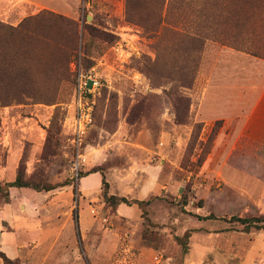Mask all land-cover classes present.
Segmentation results:
<instances>
[{
	"label": "rangeland",
	"instance_id": "374dc122",
	"mask_svg": "<svg viewBox=\"0 0 264 264\" xmlns=\"http://www.w3.org/2000/svg\"><path fill=\"white\" fill-rule=\"evenodd\" d=\"M212 1L198 52L175 1L0 0V22L30 19L33 38L0 37V184L20 167L56 186L0 197L1 251L20 264H264V230L235 219L264 216V0ZM75 65L102 80L80 141ZM103 177L132 202L108 204ZM134 200H150L146 214Z\"/></svg>",
	"mask_w": 264,
	"mask_h": 264
},
{
	"label": "trees",
	"instance_id": "16d2710c",
	"mask_svg": "<svg viewBox=\"0 0 264 264\" xmlns=\"http://www.w3.org/2000/svg\"><path fill=\"white\" fill-rule=\"evenodd\" d=\"M168 1V3L170 4L172 1H175V6L177 4V8L180 7V14H179V19H187V17H191L192 18V27L191 31L193 32V34H189L191 35L193 41L198 44L196 45V50L199 52L200 49H202V46L204 44L202 38V32L203 30H205L206 28V24L205 20H207V18L210 16V11H211V7L208 6V4L205 2H203V0L201 2H199L198 0H164V3L166 4ZM212 1V0H210ZM213 6L215 8H217V5H219L217 0L212 1ZM172 4V3H171ZM179 5V6H178ZM177 8L175 7V9L177 10ZM171 8L168 7L167 8V13L168 14L170 12ZM209 10V11H208ZM235 11V10H234ZM211 16H213V14H211ZM233 17H235V14L233 13L232 15ZM30 19H28L27 21H23L21 22L18 26H12L9 24H5L3 22H0V37L2 35L8 34L12 37L14 36H21L22 38H29L30 40H33L31 33L32 31L28 28V23ZM239 21V19H237ZM237 21V22H238ZM224 23V22H223ZM223 23H220L221 26ZM54 71H58L56 68ZM74 87L76 85V73L74 71ZM93 118H94V111H93ZM93 122V121H92ZM59 123V116L55 115V117L52 120L50 129H49V133L51 134V131L53 130L54 126L56 124ZM92 124V123H91ZM90 124V125H91ZM50 139V137H49ZM98 169H94L92 171H97ZM103 186H104V190H103V195L105 198V201L112 205V206H117L122 202H126V203H130L132 201L128 200L126 197H119V196H115V195H110L109 191H108V184L105 181V178L103 177ZM9 187H32L36 190H46V191H50L54 188H56V186L54 184H50V183H44L41 184L39 182H33L32 180H27L24 177V172L21 171L20 167L18 169L17 172V176L15 178V180H13L12 182H8L4 185L0 184V197H7L8 195V188ZM150 200H134L133 203L138 204L141 208H143V212L146 214V209L145 206L149 203ZM197 217L199 219H208L211 218L212 216H199L197 215ZM237 221H239L242 225H243V231L245 232H250L252 228H255L257 230H264V216H259V217H236L235 218ZM191 236V231H187L183 236H176V240L178 241V243L182 246V248L184 249L185 252L188 251V242H189V238ZM0 257L2 258L4 264H20V261L17 258H11L9 257L4 251L0 250Z\"/></svg>",
	"mask_w": 264,
	"mask_h": 264
},
{
	"label": "built area",
	"instance_id": "2783aa9c",
	"mask_svg": "<svg viewBox=\"0 0 264 264\" xmlns=\"http://www.w3.org/2000/svg\"><path fill=\"white\" fill-rule=\"evenodd\" d=\"M74 71L76 73V85L71 105L74 110V131L80 141L92 122L95 95L102 86V80L94 67L85 71L75 65ZM76 175L78 176V172Z\"/></svg>",
	"mask_w": 264,
	"mask_h": 264
},
{
	"label": "crops",
	"instance_id": "0c3cea01",
	"mask_svg": "<svg viewBox=\"0 0 264 264\" xmlns=\"http://www.w3.org/2000/svg\"><path fill=\"white\" fill-rule=\"evenodd\" d=\"M262 98H263V96H262V94H261L260 97H258V102H257L258 104L261 103V99H262ZM258 104H257V105H258ZM263 236H264V232H261L260 235H259V238H261V237H263ZM257 239H258V238H257ZM258 242H259L258 240L253 241V244H252V247H251V250H253V256H254V257H256V254L262 255V253H259V250H258V247H257L258 244H259ZM251 250H250V251H251ZM256 252H257V253H256ZM250 255H251V254H249V256H250ZM249 256H248V257H249ZM248 257H246L245 260L241 261V264H250V262H251L250 260H251V259H249Z\"/></svg>",
	"mask_w": 264,
	"mask_h": 264
}]
</instances>
